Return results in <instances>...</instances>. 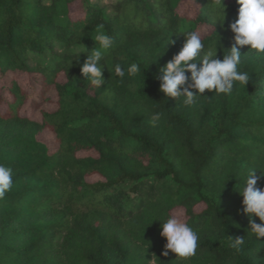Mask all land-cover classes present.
Segmentation results:
<instances>
[{
	"label": "trees",
	"instance_id": "16d2710c",
	"mask_svg": "<svg viewBox=\"0 0 264 264\" xmlns=\"http://www.w3.org/2000/svg\"><path fill=\"white\" fill-rule=\"evenodd\" d=\"M212 3L116 0L106 11L90 0H0V164L13 169L0 199V264H264V237L248 234L238 190L256 166L264 188V54L241 47L247 84L205 90L191 106L156 79L182 32H200L205 50L218 44L217 58L228 52L238 5L224 0L222 25ZM98 25L113 44L96 88L76 54L99 47ZM57 46L51 62L29 65L31 53ZM132 63L141 73L129 77ZM176 212L198 234L186 260L162 255L160 221ZM231 237L244 239L240 251Z\"/></svg>",
	"mask_w": 264,
	"mask_h": 264
},
{
	"label": "clouds",
	"instance_id": "9594fccd",
	"mask_svg": "<svg viewBox=\"0 0 264 264\" xmlns=\"http://www.w3.org/2000/svg\"><path fill=\"white\" fill-rule=\"evenodd\" d=\"M238 5L237 18L228 25L233 33L234 43L223 54V58H217V46L213 44L205 50V44L198 31L182 32L185 42L181 50L162 65L156 76L159 80V90L166 96L180 99L185 106L193 105L200 96L205 95V90L215 94H231L237 83L246 85L250 77L247 72L238 70L242 63L240 48L250 46L256 54H264V0H236ZM215 22L222 25L226 19V5L224 0H213L211 4ZM99 45L89 51L86 47L76 54L79 59L81 53H85L80 72L84 80L92 86L99 88L105 78L103 70L106 66V52L112 47L113 39L104 31L103 25H98L96 34L92 37ZM174 43V42H173ZM199 61V67L197 66ZM108 68V67H107ZM115 76L123 79L126 75L121 64L114 65ZM141 73L138 63H132L127 68L129 77ZM144 79V78H143ZM161 119L160 113H154L151 122L155 125ZM256 166L246 171L243 176V185L238 188L243 197L242 209L239 211L249 219L250 233L260 241L264 237V223H257L254 217L264 222V188L258 187L261 176L254 174ZM264 175V171H262ZM13 187V169L0 164V199ZM183 212L168 214L161 222V236L166 238L162 255L167 256L169 250L176 255V259L186 260L196 254L198 247V234L183 219ZM244 244L243 238L231 237L230 246L240 251Z\"/></svg>",
	"mask_w": 264,
	"mask_h": 264
},
{
	"label": "rangeland",
	"instance_id": "374dc122",
	"mask_svg": "<svg viewBox=\"0 0 264 264\" xmlns=\"http://www.w3.org/2000/svg\"><path fill=\"white\" fill-rule=\"evenodd\" d=\"M48 1V0H47ZM91 2L97 3L99 6L104 8L106 11H110L112 9V5L116 0H90ZM61 53V49L57 46L54 48V52L45 51L42 54H36L31 53L29 65L35 66L37 63H48L51 62L53 55H59ZM21 83L24 87L30 88V90H34L33 82L31 80L27 79L26 77H22V80L20 79ZM46 108L52 107L50 103L45 105ZM46 137L50 145L53 144V138L50 132H46Z\"/></svg>",
	"mask_w": 264,
	"mask_h": 264
}]
</instances>
